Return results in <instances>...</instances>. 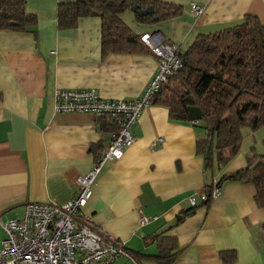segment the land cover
<instances>
[{
	"label": "crops",
	"instance_id": "0c3cea01",
	"mask_svg": "<svg viewBox=\"0 0 264 264\" xmlns=\"http://www.w3.org/2000/svg\"><path fill=\"white\" fill-rule=\"evenodd\" d=\"M76 0H28L36 19L31 32L0 31V221L22 220L30 203H66L79 190L111 142V130L89 114L55 111V91L94 89L104 99L133 101L158 69L147 48L138 54L103 51L99 17L60 28L58 9ZM182 7L178 19L145 26L133 11L121 16L131 32L157 33L187 51L200 34H213L255 16L264 24V0H157ZM204 8L196 18L193 7ZM190 119L173 121L150 106L132 130L136 140L119 161L109 162L77 222L124 243L131 256L113 264H264V209L244 181L222 184L208 206L200 197L224 176L264 154V127L243 131L238 155L222 169H208L197 152L205 130ZM158 138L163 143L154 147ZM197 199L191 207L190 199ZM141 217L157 218L142 226ZM0 224V249L5 238Z\"/></svg>",
	"mask_w": 264,
	"mask_h": 264
},
{
	"label": "trees",
	"instance_id": "16d2710c",
	"mask_svg": "<svg viewBox=\"0 0 264 264\" xmlns=\"http://www.w3.org/2000/svg\"><path fill=\"white\" fill-rule=\"evenodd\" d=\"M27 2L0 0V31H32L36 19L27 13ZM135 6L154 9V15H137L145 26L178 19L184 12L182 7L157 0H76L59 6L58 22L60 28L69 29L81 19L99 17L105 54H138L147 48L121 20ZM180 55L183 68L162 84L152 105L166 108L173 121L189 119L188 108H199L204 116L199 126L206 136L197 142V152L205 158L208 169H222L238 155L243 131L256 132L264 127V24L255 16H246L238 25L223 31L200 34ZM99 121L111 132L114 130L107 120ZM208 153L210 159L206 160ZM233 180L252 184L256 204L264 209V154L252 157L247 169L206 187L202 195L208 200L203 203L208 206L213 201L215 186L222 188L223 183ZM125 250L132 258L126 247ZM174 256L162 248L155 258L158 264H170Z\"/></svg>",
	"mask_w": 264,
	"mask_h": 264
},
{
	"label": "built area",
	"instance_id": "2783aa9c",
	"mask_svg": "<svg viewBox=\"0 0 264 264\" xmlns=\"http://www.w3.org/2000/svg\"><path fill=\"white\" fill-rule=\"evenodd\" d=\"M193 13L199 18L205 11L195 5ZM141 40L158 59V69L136 100H107L94 89L55 91L57 113L89 114L107 120L114 127L111 142L90 173L79 178V190L73 199L63 204L30 203L22 220L0 221L6 235L0 249V264H113L128 256L124 243L105 237L88 224L79 225L77 219L91 200L104 167L109 162L121 160L136 142L132 130L152 105L162 84L183 68L178 45L163 41L157 33L143 35ZM162 143L163 139L158 138L154 147ZM221 192L222 188L215 186L212 200ZM200 200L206 202L208 199L201 195ZM190 203L193 208L198 204L196 198H191ZM156 219L141 217L140 224L144 226Z\"/></svg>",
	"mask_w": 264,
	"mask_h": 264
},
{
	"label": "water",
	"instance_id": "95a60500",
	"mask_svg": "<svg viewBox=\"0 0 264 264\" xmlns=\"http://www.w3.org/2000/svg\"><path fill=\"white\" fill-rule=\"evenodd\" d=\"M133 12L140 17L146 16V15H154V13H155L154 9L152 7H149L145 10H141L138 6L134 7ZM188 115H189V119L194 124L200 123L204 118L202 111L197 107H189L188 108ZM209 159H210V154L208 153L206 156V160H209ZM205 167H207V163H206Z\"/></svg>",
	"mask_w": 264,
	"mask_h": 264
}]
</instances>
